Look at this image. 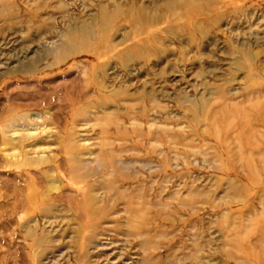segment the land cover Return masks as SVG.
I'll list each match as a JSON object with an SVG mask.
<instances>
[{"label":"rangeland","instance_id":"obj_1","mask_svg":"<svg viewBox=\"0 0 264 264\" xmlns=\"http://www.w3.org/2000/svg\"><path fill=\"white\" fill-rule=\"evenodd\" d=\"M0 264H264V0H0Z\"/></svg>","mask_w":264,"mask_h":264},{"label":"bare ground","instance_id":"obj_2","mask_svg":"<svg viewBox=\"0 0 264 264\" xmlns=\"http://www.w3.org/2000/svg\"><path fill=\"white\" fill-rule=\"evenodd\" d=\"M245 124H246V122H245ZM89 200H90V198H85V201L87 202V206L85 205L84 206V209H86V211H88V202H89Z\"/></svg>","mask_w":264,"mask_h":264}]
</instances>
